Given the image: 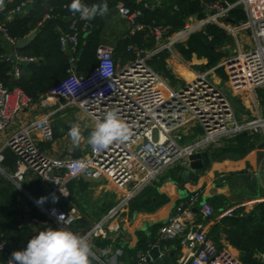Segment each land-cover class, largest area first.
I'll return each instance as SVG.
<instances>
[{"label":"built area","instance_id":"built-area-1","mask_svg":"<svg viewBox=\"0 0 264 264\" xmlns=\"http://www.w3.org/2000/svg\"><path fill=\"white\" fill-rule=\"evenodd\" d=\"M48 1L0 0V43L10 48L1 59L10 64L12 78L19 76L22 65L36 61L35 57L18 52L16 41L30 34L35 35L45 21L54 18V8L46 7L32 29L22 38L11 35V25L16 19L27 16L36 5L42 8V3ZM140 1L144 9L158 7L162 2L135 0L136 3ZM235 7L242 10L245 19L238 25H231L227 15ZM61 10L66 11V15L59 17L60 22L55 25V30L59 50L68 57L65 70L67 77L46 94L39 96L38 100L42 98V103L63 100L65 105L81 111L93 129L108 111L115 110L129 125L132 135L124 143L113 142L107 149L99 151H94L89 145L86 158H50L39 150L31 136L35 131L41 141L51 140L49 121L47 116H43L3 140V134L10 128L15 116L31 101L19 89L9 90L0 82V173L6 175L18 192L25 194L40 215L30 217L29 208L26 205L21 207L19 197L16 198L20 203L21 217H27L24 224L29 232L28 242L47 227H63L68 230L71 227L72 232L85 237L94 249L96 241L112 242L110 233L129 224L130 219L124 214L128 202L173 165L177 164L179 169H184L189 155L220 147L240 133L250 137L262 136L264 140V114L245 121L237 120L230 101L209 79V71L194 73L190 82L174 89L147 65V60L160 51H165L174 61L179 60L172 52L173 46L184 43L189 35L212 25L230 36L235 32L245 33L251 43L248 50L237 51L218 65L225 73L230 93L238 95L242 92L251 94L257 90L264 91V0H235L233 3L210 0L202 4V18L188 17L177 31L166 35L169 27H150L154 42L152 50L129 44L125 52L132 59L121 65L114 60L113 46L98 43L94 49L95 65L85 75L76 73L77 57L74 54L79 40L91 31L94 18L84 19L79 13L70 11L66 4L61 6ZM113 10L127 26L122 38L132 37L144 30L145 25L139 21L140 10L130 11L121 3L114 4ZM99 17L102 16L97 15L95 18ZM164 40L167 42L163 43ZM106 60L111 63L109 77L104 76L100 68ZM73 78L81 80V85L75 92L62 94L63 82ZM189 126H194L198 134L190 142L181 144L182 136ZM6 150L14 157V170L10 173L1 167ZM77 163H83L84 167H76ZM262 165L263 162L244 172L253 179L263 168ZM27 177L38 179L48 186L49 191L44 200H35L22 189L20 184ZM72 179H103L119 194L118 202L96 222L82 226L79 222L81 216L75 210L60 209L53 203L43 206L45 200L54 196L66 199V184ZM259 184L262 192L253 199L257 203L264 201V185ZM198 196L199 192L193 191L186 200L172 208L158 229L157 239L162 242L178 241L181 253L175 260L176 264H241L239 255L231 247H217L206 232L200 229V224L212 216V209L206 202L202 205L198 203V215L194 216L192 208ZM232 212L226 209L218 219L232 217ZM60 217H63L62 221ZM111 220L116 221L115 228L110 229L108 222ZM28 242L14 246L9 240L0 238V252L5 257L0 264H8L12 253L26 249ZM153 246L157 245L149 246V249ZM149 249L137 255L136 264L154 262L147 259ZM96 250L98 252H94ZM96 250L92 251L91 264H110V256L120 252H113L110 245ZM258 258L264 264V254H259Z\"/></svg>","mask_w":264,"mask_h":264},{"label":"trees","instance_id":"trees-1","mask_svg":"<svg viewBox=\"0 0 264 264\" xmlns=\"http://www.w3.org/2000/svg\"><path fill=\"white\" fill-rule=\"evenodd\" d=\"M210 0H162L158 7L144 9L142 1L136 3L135 0H82L87 5L107 3L108 10L113 8L116 3H121L130 11L138 9L141 12L139 21L145 25L144 30L135 33L129 38H120L117 40L114 52L121 55L123 60L132 59V56L125 52L127 45H136L139 48L147 51L152 50L154 46L153 39L150 35L149 28L154 26L169 27L167 34L177 31L182 28L185 20L192 16L195 18H202V4ZM227 3H233L235 0H224ZM71 3V0H49L45 4L42 3V8L35 6L27 16L16 19L10 29L11 35L15 38H22L34 26L38 20L41 12L45 8L52 6L54 18L45 21L42 26L36 31L32 40L23 48L17 49L18 52L30 55L36 58L33 63H28L20 67V74L15 79L10 76V64L2 61L1 56L6 53V49L0 43V82L4 87L11 90L12 88L19 89L31 102L37 101L38 97L46 94L50 89L57 85L59 81L67 77L65 70L67 68V55L59 50L57 41V32L55 25L60 22L61 16L66 15V11L61 10V6ZM227 19L231 25H238L245 19L242 10L235 7L228 12ZM103 28L102 17L94 18L92 20L91 31L82 39L76 47L74 56L77 57L75 62V70L77 74L85 75L95 65L94 49L99 43L101 31ZM227 35L219 28L207 25L200 32L189 35L184 43L175 44L173 49L178 53L181 59L189 62L192 57L197 60H205V65H200L199 68L207 69L215 68L219 60L224 56L220 51L227 43ZM167 54L165 51L155 53L147 60V65L167 81H173V76L168 70L165 59ZM198 68V69H199ZM215 74L220 75L225 79V75L221 67L213 70ZM252 137L245 133H240L232 138L222 149H213L209 151L210 158L219 159L224 156L240 157L252 147ZM1 167L10 173L14 170V157L9 150L4 152V161ZM180 169L176 168L172 171L170 180L177 182L179 180L178 174ZM22 188L34 199H41V191L39 190L37 179L31 183H22ZM86 184L81 179L69 180L66 184L68 191V199L63 200L54 196L51 199L45 200L43 206L47 207L51 203L58 206L60 209H66L69 202H76L75 195L83 192ZM158 184L152 182L145 187L137 196L132 198L127 204L128 215H132L136 211L150 212L157 207L165 204L168 199L165 195L158 193ZM258 188L253 192L247 190L249 196L254 197L260 194L257 192ZM75 194V195H74ZM189 194L175 203V206L180 202L186 200ZM17 195L15 190L0 175V238L8 239L13 242L21 241L28 242V229L25 227V218L21 217L19 211V202L16 200ZM24 200V199H23ZM201 200L198 196L197 202L194 204V216L197 217L198 203ZM220 197L212 196L205 199L208 204H213L212 216L218 214L217 203ZM25 205L29 208L30 217H40L38 212L27 200H24ZM8 204L11 206L9 209ZM231 209V208H228ZM222 210V208L220 209ZM233 216L229 218H220L213 226L212 231L220 230L226 242L239 253V261L241 264H262L258 258L259 254H264V201L253 205L252 209L238 216L239 207L231 209ZM128 216V217H129ZM3 221V223L1 222ZM11 221V224H10ZM163 223H156L148 226L146 231L135 232V244L123 249L121 260L123 264H136V254H144L149 246L157 245L161 247L163 244L170 242H162L157 239L158 229ZM20 226V227H18ZM220 226V228H219ZM218 233V232H217ZM217 236V235H215ZM208 237L218 247L215 237L208 234ZM117 243V240H115ZM114 242V241H113ZM110 240H99L95 244L99 248L108 245L115 246ZM175 249H178V241L172 240ZM3 253L0 252V262L4 260Z\"/></svg>","mask_w":264,"mask_h":264},{"label":"crops","instance_id":"crops-1","mask_svg":"<svg viewBox=\"0 0 264 264\" xmlns=\"http://www.w3.org/2000/svg\"><path fill=\"white\" fill-rule=\"evenodd\" d=\"M235 33H237V35L234 34L232 38L240 37L242 38L243 41L240 39L236 40L232 54L224 58L223 60L231 57L237 51H243L242 49H245L244 51L248 50L250 46L249 38L247 37L246 39H243L245 35L244 33L242 32H235ZM116 42L117 40L115 41V43ZM115 43L111 45L113 46V57H114L115 62L118 65H121L125 63L128 59L124 61L123 57L121 58V55L115 54L114 52ZM4 48L6 49V52L10 50L9 46H5ZM170 58L171 57H166L165 59L166 66L168 65L167 62L168 60H170ZM171 60H173V58ZM176 61H179V60H176ZM193 61L197 62L199 65H205V60L203 59L197 60L194 57H192L191 60L189 61L191 63L189 62H186V63L193 64ZM177 66L190 72L193 76H194V73H203L200 70H197L195 66H191V67H187V66L185 67L184 65H177ZM217 67H219L218 64L216 65L215 68ZM215 68H211L208 70L209 71L208 77L211 73L213 75L212 76L213 81L219 82V79L214 77L215 75H214L213 70ZM168 70L170 72L171 70L173 71L172 68L171 69L168 68ZM171 74L173 76L172 72ZM225 80H226V76H225ZM225 80H224V84L227 88V84ZM178 81H179L178 85L180 86L186 83L184 79L178 80ZM230 96L232 97L237 96L239 98V106H234L231 103L232 108L235 111V113L234 111L233 113L235 115V118H237V120L245 121V120L254 118L256 115L262 116L264 114V91L263 90H257L251 94L242 92L238 95H232L230 93ZM43 116H47L48 118L49 126L52 132L51 140L47 142L41 141L39 134L35 131L32 132L31 136L36 142L39 150L44 155L50 158L63 159V158H69L68 155H70L72 152H76L80 154V157H83V158L87 157L88 152H89V144L87 143V139L90 133L94 129L90 126L89 121L87 120V118L81 111L77 110L73 106L65 105V102L63 100H53L50 102L42 103V98H40V100L37 99V101L31 102L27 107L23 108L15 116V119L13 123L11 124L10 128L6 132H4L3 140L7 139L11 133L21 129L28 123L34 120H37ZM73 123L79 125V127L82 129V134L84 136V139L80 142L79 145H74L71 141V138L68 136L70 126ZM194 129H195L194 126L187 127V129L184 132V135L182 136V140L185 139L184 142L186 143L190 142L192 139L195 138ZM252 138H253L252 147L240 157L224 156L219 159H214V158H210L209 156V151L213 149L202 151L208 154L210 163H209L208 169H206L203 173H199L198 178L195 182H182L178 180L176 182L178 185L177 187H175L169 182L173 169L171 168L169 169L170 171H165L166 173L164 172L163 174H161V176H159L158 179L153 182L155 184H158V190L168 197V202L165 204H162L161 206L157 207L153 211H150V212L136 211L130 216L128 215V210L126 208V212L124 214L126 215V217L129 216L128 218L130 219V222L128 225L122 226L120 234L118 235L115 234L111 236L112 237L111 239L113 240L116 239L119 242L120 246L124 244H127L129 246H134L135 241H136V238L134 235L135 232L136 231H146V228L152 224L163 223L165 218L168 216V214L172 210V208L175 206V203L180 201L178 199L180 196L178 192H184V191L189 190L190 193L193 191H198L200 197H203V196L207 198L212 197V196L220 197L221 200L218 201L217 203V205H219L218 214L207 218L206 221L202 222L199 227L200 229H202V231L206 232L207 236L208 234H211L213 237H215V241L218 247L220 246L231 247L226 242L224 236L222 235L219 229L212 231L213 226L216 224V222H218L219 215L222 213V211L228 208L235 209L238 207L240 211L239 214H245L249 212L252 209L253 205H255L257 202L253 200L255 196L251 197L248 195L245 183L239 177L230 178L227 184H223L220 187H216L215 185L219 184L220 178L223 175L227 176L228 174L235 172V171H245L246 169L257 167V165H259L260 163L262 164V162L264 163L263 137L255 136ZM229 141L230 139L225 141L220 147H217L216 149L224 148L225 146H227L226 144ZM181 170L182 169L180 168V171ZM34 179L35 178L27 177L21 182V184L31 183L34 181ZM82 181L84 182L85 180H82ZM85 182H90V181H85ZM92 182L105 183L106 185L112 188V186L103 179L95 180ZM37 184H38L39 190L41 191V194H42L41 196L45 197L49 191L48 186L38 179H37ZM258 185L259 187H258L257 192L259 193V192H262V186L260 184ZM67 199H68V191H67V198L63 200H67ZM221 208L222 210H220ZM66 209H71L70 203H69L68 208ZM19 211H20V208H19ZM9 241L12 244H14V246L24 244L21 241H15V242L11 240ZM168 242L170 243L163 244L161 247L157 246L160 254L164 257V260L154 261L153 262L154 264H176L175 260L176 258H178L181 251L179 250V248L175 249V247L171 245L172 240ZM232 249L239 255L237 250H235L234 248ZM138 254H136V258ZM148 264H151V263H148Z\"/></svg>","mask_w":264,"mask_h":264},{"label":"clouds","instance_id":"clouds-1","mask_svg":"<svg viewBox=\"0 0 264 264\" xmlns=\"http://www.w3.org/2000/svg\"><path fill=\"white\" fill-rule=\"evenodd\" d=\"M69 10L79 13L84 19H93L97 15L103 16L108 12L107 3L87 5L82 0H71ZM100 68L102 74L109 77L110 61H104ZM81 85L76 78L64 81L63 92L73 91ZM132 133L115 110L108 111L102 120H98L94 130L90 133L87 143L94 151L107 149L113 142L124 143ZM68 136L74 145H79L84 139L82 129L78 124H71ZM83 168V163L75 165ZM41 197V200H44ZM63 217H60L62 221ZM92 245L83 236L63 227H47L31 238L26 249L12 253L8 264H91Z\"/></svg>","mask_w":264,"mask_h":264},{"label":"rangeland","instance_id":"rangeland-1","mask_svg":"<svg viewBox=\"0 0 264 264\" xmlns=\"http://www.w3.org/2000/svg\"><path fill=\"white\" fill-rule=\"evenodd\" d=\"M102 19H103V28L101 31V37L99 39V43H103V44L111 46L112 44L115 43L116 40H119V38H121L125 34L127 26H126L125 22H123L122 20L119 19L118 15L116 14L115 10H113V8L109 9L108 12L102 16ZM234 34L237 35V33H234ZM226 35L228 38L227 43L223 47H221V49H220V51L224 54V56L219 60L218 65L220 64V62L224 58H226L232 54L233 49H234V45H235V41L238 39L242 40V38H240V37L232 38V36H230L228 34H226ZM245 36H246V34L244 35L243 39H246L248 37V36H246V37ZM166 42H167V40L163 41V43H166ZM250 45H251V43H250ZM242 50L244 51L245 49H242ZM172 52L179 59V61H174V60H171L172 58H170V60H168V62H167V64H168L167 68L173 69V71L171 70V72L173 73L174 80L173 81H167L164 79V81L168 86L173 87L174 89H178L180 87V85H178V82H179L178 80L184 79L186 81L187 79L190 78V75H189L190 73L188 71L182 69L181 67L177 66V65H184L185 67L186 66L187 67L195 66L196 69L200 70L201 72H207L209 70L205 67L203 69H200L199 68L200 65L195 61H193V64H189L191 62L186 63L180 58V56L178 55V53L174 49H172ZM128 60H130V59H128ZM169 64H171V65H169ZM174 70H175V72H174ZM214 75H215L214 77L219 79V82L213 81V79H212L213 75L210 73L209 79L213 81V82L212 81L211 82L217 86V88L221 91V93H223L224 96L227 97V99L230 101V103H232L234 106H239V98L237 96H233V97L230 96V92L224 84L225 79L222 78L218 74L214 73ZM234 113H235V111H234ZM194 132H195V134H198L196 129H194ZM184 141H185V139L182 140L181 144L186 143ZM176 168L179 169L177 164L172 166L173 170H175ZM166 171H170V170L168 169ZM0 175L5 180H7L9 182V184L12 186V188L15 190V194L17 195V197H19L18 198L19 201L22 202L24 200H27L25 194L18 192V190L15 188L14 184L10 180L7 179L5 174L0 173ZM158 177L155 178V180H157ZM84 183L86 184L85 190L83 192H80L79 194H76V195L74 194L76 202H73V201L69 202L70 208L72 210H75L76 212H78L80 214L81 220L79 222H80L81 226L83 224H93L94 222H96L98 219L103 217L107 213V211L110 208H112L118 202V199H119V194L116 191H114L111 187L106 185L105 183H96V182H92V181H90V182L84 181ZM20 186H21V184H20ZM102 190H104L105 192ZM208 205L210 206V208L212 210H214L215 206L213 204H208ZM8 207H9V209H11V206L9 204H8ZM115 221L116 220H111L108 222L110 224V229L115 228ZM1 222L3 223V221H1ZM10 224H11V221H10ZM70 230L73 231V229L71 227H70ZM120 232H121V228H118L117 230H115V232L114 231L111 232L110 235L111 236H113L115 234L118 235V234H120ZM115 240L116 239L113 240L114 241L113 243H116ZM110 246H111V249L113 252L116 250H120V252H119V254L111 255L110 258L108 259V261H110L109 263L110 264H123V261L120 258L123 254V249L129 245L124 244V245L120 246L119 242L117 241L115 246H113L112 244ZM130 247H132V246H130ZM94 249L96 250V249H100V248L96 244H94ZM94 249L92 248V251H94ZM94 252H98V250H96ZM152 264H154V263H152Z\"/></svg>","mask_w":264,"mask_h":264},{"label":"water","instance_id":"water-1","mask_svg":"<svg viewBox=\"0 0 264 264\" xmlns=\"http://www.w3.org/2000/svg\"><path fill=\"white\" fill-rule=\"evenodd\" d=\"M33 37H34V34H30L29 36L23 39L17 40L15 43L16 48L17 49L23 48L32 40ZM68 157L72 159H76L80 157V154L76 152H72L70 155H68ZM209 163H210V160L206 152L194 153L192 155H189L187 157L186 168L182 169L178 174L179 180L182 182H195L198 178L199 173H203L206 169H208ZM237 177H239L245 183L246 189L248 191L253 192L255 188L257 189L259 187L258 185L259 183L264 185V166L255 175L253 179H250V177L246 175L244 171H235V172L228 174L227 176H224V175L221 176L219 184H216L215 186L220 187L223 184H227L230 178H237ZM169 182L175 187H177L178 185L175 181L169 180ZM157 191L158 193L163 194L158 190V188H157ZM178 194H180L178 199L181 200L184 197H186L188 194H190V191L188 190L184 192H178ZM206 198L207 197L205 196L201 197V200L199 201V205H202L205 202ZM24 206H25V202H21V207H24ZM192 212H194V209H192ZM147 259H150L152 261H159V260H164V257L160 254L158 247L153 246L147 252Z\"/></svg>","mask_w":264,"mask_h":264},{"label":"bare ground","instance_id":"bare-ground-1","mask_svg":"<svg viewBox=\"0 0 264 264\" xmlns=\"http://www.w3.org/2000/svg\"><path fill=\"white\" fill-rule=\"evenodd\" d=\"M190 73V72H189ZM190 78L186 80V82H190L193 79V75L190 73ZM224 165V164H223Z\"/></svg>","mask_w":264,"mask_h":264}]
</instances>
